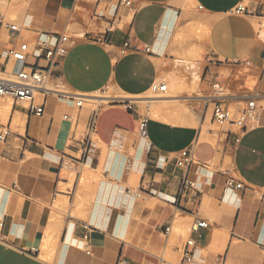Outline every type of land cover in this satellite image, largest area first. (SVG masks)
<instances>
[{"label": "crops", "instance_id": "obj_1", "mask_svg": "<svg viewBox=\"0 0 264 264\" xmlns=\"http://www.w3.org/2000/svg\"><path fill=\"white\" fill-rule=\"evenodd\" d=\"M129 1L7 3L21 32L0 25V64L37 33L71 41L35 98L40 116L0 98V126L10 130L0 143V264H180L187 237L195 264H264V104L246 130L204 133L208 117L215 125L211 106L202 101L201 119L195 112L196 89L214 73L224 81L223 68L248 62L251 77L264 75V0ZM239 3L246 14L232 15ZM157 81L171 85L168 103L142 137L149 107L138 99ZM182 150L192 157L186 169L176 166ZM184 180L194 187L182 189ZM197 219L207 228L189 234Z\"/></svg>", "mask_w": 264, "mask_h": 264}, {"label": "built area", "instance_id": "obj_2", "mask_svg": "<svg viewBox=\"0 0 264 264\" xmlns=\"http://www.w3.org/2000/svg\"><path fill=\"white\" fill-rule=\"evenodd\" d=\"M119 4L128 7L130 6V1L119 0ZM246 12L247 8L243 3H239L230 11L235 16L244 15ZM0 25L16 34H20L21 32L19 24L12 20L4 19L2 16H0ZM70 41L71 38L65 33H37L31 41L20 42L17 46L5 50L3 52V61L0 64V98L9 97L16 102L24 103L31 114L40 116L43 113L44 106L43 104H36L34 102L35 98L39 92H48L46 86L51 74L66 56ZM128 48L129 43L125 42L120 52L124 54L128 51ZM143 52L145 54L151 53L150 47L144 46ZM239 64L240 62L238 61L230 63L233 68H237ZM245 67H249L248 62L245 63ZM213 76L214 78H211L208 84V93L202 99L204 103L211 106V119L217 128L222 129L227 125L233 126L232 113H230L228 102L242 103L244 105L235 111L239 115L237 123L240 124L235 128L246 130L248 127L255 125L260 113V106H258L259 100H261L259 92L256 95L246 96V93L229 90L227 82L215 78L218 76L217 73H214ZM229 79H232V76ZM150 91L156 95L164 96L167 92V84L157 81L151 86ZM84 102V99L81 97L73 99L76 108L83 106ZM126 107L128 110L132 109L131 105ZM148 107L146 105V108ZM147 120V115L140 118L139 131L142 137H146ZM90 127H92V121L90 122ZM9 134L10 130L8 127L0 126V143L4 142ZM191 163L192 157L190 152L188 150L180 151L176 160V166L186 169ZM228 186L235 189L242 188L240 182L229 181ZM186 187L192 188L194 187V183L184 180L182 182V189ZM205 228H207V223L204 220L197 219L192 221L186 229L189 234H194ZM169 230L170 228L164 230L166 236ZM195 249V240L190 237L185 238L180 253V264H195ZM117 264H126V262L120 260Z\"/></svg>", "mask_w": 264, "mask_h": 264}, {"label": "rangeland", "instance_id": "obj_3", "mask_svg": "<svg viewBox=\"0 0 264 264\" xmlns=\"http://www.w3.org/2000/svg\"><path fill=\"white\" fill-rule=\"evenodd\" d=\"M5 4V7L0 8V12L7 18V19H11L14 20V16L16 14L15 10H12L11 6H8V0H2ZM14 0H11V2ZM222 74L224 76V82H227L228 86H229V90H234L235 92L239 91V92H243L246 93V96H252V95H256L258 92V94H260V99L261 102L264 101V75L260 76V78L258 79L257 77H251L249 75V72L246 68L240 69L238 68L237 72L235 73V71H230L229 67H225L222 70ZM232 79H229L231 78ZM197 83L199 85V79H196ZM198 87V86H197ZM194 92V91H193ZM228 92V91H227ZM196 93L201 95V96H205L208 93V88L206 86V84H201L199 86V88L196 89ZM169 94V93H168ZM160 96V95H158ZM142 99H138V101L140 102ZM203 99L202 97L199 98V100L195 103L196 108H198L195 112L199 115V119H201L202 114H203ZM87 103V102H86ZM264 104L263 103H258V106ZM140 105L145 108V104L140 103ZM153 105H150V107L147 109V111L144 112L145 114H149V112L153 109ZM229 108H230V113L231 114V118H232V122H233V126L232 127H236L239 126L240 124H238V119H239V115L236 114V110L238 108H242L244 105L242 103H234V102H228ZM150 110V111H149ZM209 122H210V118H207L206 124L203 127L204 133H206L208 130H217V126L214 125L213 127L209 126ZM231 124V123H230ZM175 233H181L184 234L183 230L181 231H176Z\"/></svg>", "mask_w": 264, "mask_h": 264}, {"label": "bare ground", "instance_id": "obj_4", "mask_svg": "<svg viewBox=\"0 0 264 264\" xmlns=\"http://www.w3.org/2000/svg\"><path fill=\"white\" fill-rule=\"evenodd\" d=\"M167 84V83H166ZM167 88L169 89V87L171 86V85H169V83L167 84ZM176 88V87H175ZM168 93L169 92H167V94H166V97H163V96H158V95H156V94H154V93H152L151 91L150 92H148V93H146L143 97H142V100L140 101V103H142V104H145V105H148L149 107H150V105L152 106V104H154L153 105V109L149 112V114L147 115L149 118H159V119H161L162 117L160 116V114H159V111H158V106H160V105H163V104H166V103H168L167 101H166V99H167V96H169L168 95ZM92 96H94V95H91L90 97H88V98H86V102H88V103H92V102H95V100H93L92 98H94V97H92ZM165 96V95H164ZM197 96H201V95H199V94H197ZM86 97V96H85ZM92 97V98H91ZM201 97H203V96H201ZM259 103H261L260 102V100H259ZM260 106V105H259ZM199 119V118H198ZM172 123H177V122H183L182 120H179V119H171L170 120Z\"/></svg>", "mask_w": 264, "mask_h": 264}]
</instances>
